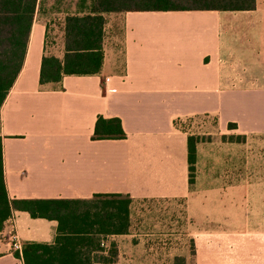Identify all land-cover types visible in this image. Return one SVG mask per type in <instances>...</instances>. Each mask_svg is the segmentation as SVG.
<instances>
[{
  "label": "crops",
  "instance_id": "1",
  "mask_svg": "<svg viewBox=\"0 0 264 264\" xmlns=\"http://www.w3.org/2000/svg\"><path fill=\"white\" fill-rule=\"evenodd\" d=\"M57 1L37 0L21 67L0 105L7 197L128 196L127 232L102 241L105 250L116 246L109 264L175 256L172 234L133 226L137 201L181 205L194 251L191 262L180 253L185 264H264V0L248 10L104 12L99 71L40 84L42 55L63 57L64 18L87 13V2ZM52 12L58 34L47 46ZM97 116L117 117L124 137L91 139ZM199 116L244 140L195 142L189 184L178 123ZM56 225L13 211L0 230V264H22L13 240L50 243Z\"/></svg>",
  "mask_w": 264,
  "mask_h": 264
},
{
  "label": "trees",
  "instance_id": "2",
  "mask_svg": "<svg viewBox=\"0 0 264 264\" xmlns=\"http://www.w3.org/2000/svg\"><path fill=\"white\" fill-rule=\"evenodd\" d=\"M87 2V13L64 18L61 59L42 55L38 74L40 84L57 82L64 75H92L103 58L102 26L104 12L169 10H248L254 0H80ZM37 0H0V105L23 61L27 38ZM229 128L231 124L227 125ZM124 131L117 117L97 116L91 139H121ZM227 142H241L243 135H227ZM195 137L187 135L188 183L193 182ZM131 199L120 194H96L88 199H9L3 182L0 138V230L15 210L31 217L55 220V236L50 243L25 242L20 253L22 264H109L117 254L108 235L124 234L129 227ZM105 252V253H104ZM174 264H184L175 257Z\"/></svg>",
  "mask_w": 264,
  "mask_h": 264
},
{
  "label": "rangeland",
  "instance_id": "3",
  "mask_svg": "<svg viewBox=\"0 0 264 264\" xmlns=\"http://www.w3.org/2000/svg\"><path fill=\"white\" fill-rule=\"evenodd\" d=\"M52 2L55 4L56 0H52ZM54 4L51 3L52 6L50 7V10H56L57 6ZM48 16L49 23L47 29V46L55 42L54 37L58 34L56 28L54 25H52L54 23L56 14L52 12L48 14ZM178 127L183 129L187 135H192L195 137L196 142L199 140L201 142H205L214 139L216 141H220L221 143H228L227 141H223L221 137L223 135H232L230 131L228 132L225 129L220 130V127L212 117L199 116L194 118H184L179 121ZM181 211V205L176 202L137 201L132 204V216L130 219L133 226L139 231V234H172L173 236L170 237L171 242L175 244L174 258H182L180 253L181 255L185 253L188 262H191L194 253L193 245L190 238L188 236H184L183 231L181 230L179 219V214ZM173 228L174 230H171ZM174 258L169 262L153 261L151 264H174Z\"/></svg>",
  "mask_w": 264,
  "mask_h": 264
},
{
  "label": "built area",
  "instance_id": "4",
  "mask_svg": "<svg viewBox=\"0 0 264 264\" xmlns=\"http://www.w3.org/2000/svg\"><path fill=\"white\" fill-rule=\"evenodd\" d=\"M105 81H107V78L104 79V82H105ZM12 246H13L14 250L20 252V250H21V245H20L19 242L13 240Z\"/></svg>",
  "mask_w": 264,
  "mask_h": 264
}]
</instances>
